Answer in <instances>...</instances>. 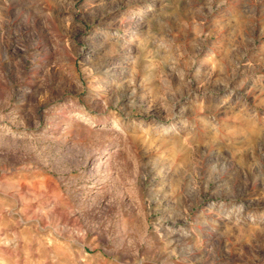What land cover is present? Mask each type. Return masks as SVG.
<instances>
[{
  "label": "clouds",
  "instance_id": "9594fccd",
  "mask_svg": "<svg viewBox=\"0 0 264 264\" xmlns=\"http://www.w3.org/2000/svg\"><path fill=\"white\" fill-rule=\"evenodd\" d=\"M77 2L0 0V264H264L245 198L264 200V141L229 123L264 131L245 99L264 103V0ZM124 4L92 51L75 48L77 11L103 22ZM74 55L90 110L62 99L83 90ZM209 86L235 95L223 122Z\"/></svg>",
  "mask_w": 264,
  "mask_h": 264
},
{
  "label": "rangeland",
  "instance_id": "374dc122",
  "mask_svg": "<svg viewBox=\"0 0 264 264\" xmlns=\"http://www.w3.org/2000/svg\"><path fill=\"white\" fill-rule=\"evenodd\" d=\"M84 3V0H78L76 3V8H80V4ZM67 7V5H65ZM135 7H140L139 4L135 5ZM127 4H124L118 12H112L108 13L103 17V22L100 19L92 20L90 17H88L86 10H80L77 11L75 15L76 23L78 25H81V27L75 28L73 31L70 39L74 42L76 49H82L85 54L92 51V45L99 40L102 39V37L99 34L98 29L102 26V24H106L108 21H113L115 17L119 16L120 12L128 11ZM67 14V13H64ZM85 16L86 19L81 20V16ZM129 27H133L134 25L129 22ZM110 28H113L115 31L120 32L121 35L124 34L123 28H124V22L120 23H114L109 25ZM192 36L189 34L188 40H183L181 38H177V43H188L191 40ZM222 36H219L214 31V25H213V35L208 41V47H213L217 45V41L222 39ZM264 42H257V49L261 47V44ZM117 53H113V55L109 58L111 60H115L117 58ZM71 64H66L65 68L68 72H75L76 76L79 79V82L83 84V90H81L76 83H73L71 87L66 88L63 90V97L62 99H68L69 97H75L79 100V103L83 105L86 109H91L92 106L96 103V101L99 99L97 97L96 92L93 91L94 85L90 86L88 82L84 81L83 77L80 76V60L83 59V56L74 55L72 57H69ZM55 70V69H54ZM113 73L117 76L120 74V67L116 66L113 68ZM35 75V74H34ZM264 83V82H262ZM243 91V90H241ZM223 92H215L212 90V87L209 86V95L205 98V104L211 105L216 110L217 119L221 120L223 122L224 117L221 116V112L224 111V108H227L228 105L235 104V95L231 97V99L228 100L227 104L223 103L222 97H224ZM259 93L255 92V89H248L247 95L245 97L249 108L255 113V117L257 120L264 123V103H261L258 99ZM85 97H90L87 101L85 100ZM220 101V104H217V101ZM62 102V100H61ZM220 105H223L221 107ZM44 109L43 106H41L40 114L43 115ZM93 115H96V113H93ZM154 117L151 113H136L131 117L132 120H135L137 122L143 120L145 122L150 121ZM98 120H106L110 119V116L108 114H104L103 116H98ZM194 122L195 118L193 117ZM198 123V122H197ZM229 123H231L234 126H238L239 128H242L247 135L252 137L255 140L258 141H264V131L261 130V124L257 123L254 127L252 126L251 122L247 125H241L239 124L237 119H231L229 120ZM127 130V129H126ZM132 130H135L134 128ZM237 127H234L233 131H236ZM86 194V193H85ZM257 194V189L255 186H250L245 193V198L247 200H250L252 203V207L248 209L247 211L252 214V216L255 218V224L252 223L251 219L246 221V225L249 229V231H255L257 227L264 228V200H257L254 198V195ZM257 205H260L257 207ZM35 207V206H33ZM199 210V209H197ZM259 235V233H257ZM88 251L89 255H94L91 250L86 249ZM106 260H111V257L105 256Z\"/></svg>",
  "mask_w": 264,
  "mask_h": 264
}]
</instances>
